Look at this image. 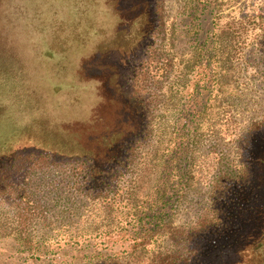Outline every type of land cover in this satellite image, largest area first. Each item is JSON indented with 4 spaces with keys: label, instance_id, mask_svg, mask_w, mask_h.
<instances>
[{
    "label": "rangeland",
    "instance_id": "rangeland-1",
    "mask_svg": "<svg viewBox=\"0 0 264 264\" xmlns=\"http://www.w3.org/2000/svg\"><path fill=\"white\" fill-rule=\"evenodd\" d=\"M215 22L239 35L225 49L218 95L203 88L195 97L194 54ZM141 102L146 138L132 163L97 196L85 192L72 160L118 140ZM255 128L264 129V0H0V148L54 158L32 160L6 191L30 199L32 218L19 220L0 196V264H155L179 255L180 233L209 215L219 170L237 161ZM181 146L192 152L190 179L176 202L167 192L169 226L148 238L150 200L180 168Z\"/></svg>",
    "mask_w": 264,
    "mask_h": 264
},
{
    "label": "trees",
    "instance_id": "trees-1",
    "mask_svg": "<svg viewBox=\"0 0 264 264\" xmlns=\"http://www.w3.org/2000/svg\"><path fill=\"white\" fill-rule=\"evenodd\" d=\"M233 25L220 29L217 22L212 23L210 40L206 38L197 44L194 61L201 71V78L195 82L193 96L200 95L203 88L207 89V95L212 96L213 92L218 95L224 77L225 49L229 42L233 43L232 36L239 35ZM146 107L141 102L134 120L129 118L124 125L120 124L123 134L118 140L98 141L101 152L89 154L83 151L85 158L72 160L81 166V177L85 176L88 181L85 192H96L97 196L99 191L108 188L109 178L130 166L135 151L146 138ZM243 140L242 145H237V161H231L227 168L221 167L217 174L209 196V215L180 233L182 251L179 255L162 256L153 261L155 264H264V129L246 132ZM181 147L174 159V164L181 161L180 168L174 167V178L167 180L169 186L159 190V195L150 200L147 217L150 226L142 233L148 238L157 236L158 228L169 226L173 202L181 198L190 179L188 159L192 152ZM49 153L46 151L35 157L29 153L11 155L7 147L0 148V196L13 200L17 217L22 222L36 214L32 202L21 192L6 196V191L15 185V176L26 173L36 164L32 160L54 159ZM72 155L79 154L74 152ZM169 191H172L173 202L167 195Z\"/></svg>",
    "mask_w": 264,
    "mask_h": 264
}]
</instances>
